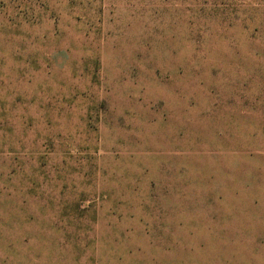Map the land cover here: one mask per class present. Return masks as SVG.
<instances>
[{
	"label": "rangeland",
	"instance_id": "1",
	"mask_svg": "<svg viewBox=\"0 0 264 264\" xmlns=\"http://www.w3.org/2000/svg\"><path fill=\"white\" fill-rule=\"evenodd\" d=\"M0 264H264V0H0Z\"/></svg>",
	"mask_w": 264,
	"mask_h": 264
}]
</instances>
